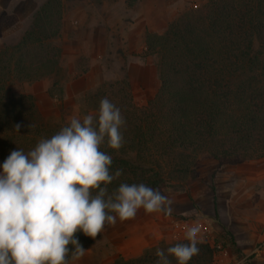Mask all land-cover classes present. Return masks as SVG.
<instances>
[{
  "label": "trees",
  "instance_id": "trees-1",
  "mask_svg": "<svg viewBox=\"0 0 264 264\" xmlns=\"http://www.w3.org/2000/svg\"><path fill=\"white\" fill-rule=\"evenodd\" d=\"M61 13V0H46L18 43L0 49L1 169L12 150L27 153L68 123L46 117L34 96L14 91L18 84L57 76L61 50L49 42L60 35ZM145 46L158 60L160 79L146 106L135 104L126 79L103 83L84 98L85 115L96 114L106 97L126 120L123 146L102 145L112 156L111 171L123 170L109 193L121 183H144L161 192L194 180L203 154L264 158V0H209L181 14L162 34H147ZM57 84L48 90L51 98ZM75 236L85 249L94 241L82 232ZM187 242H161L139 258L120 257L113 264H156L157 248ZM197 246L199 254L189 264H209L212 247Z\"/></svg>",
  "mask_w": 264,
  "mask_h": 264
},
{
  "label": "rangeland",
  "instance_id": "rangeland-1",
  "mask_svg": "<svg viewBox=\"0 0 264 264\" xmlns=\"http://www.w3.org/2000/svg\"><path fill=\"white\" fill-rule=\"evenodd\" d=\"M208 1L61 0V32L49 42L61 50L57 76L18 84L14 91L34 92L43 115L67 122L85 115V96L103 83L128 80L135 104L146 106L160 87L158 60L145 52L147 34H162L181 14ZM45 2L0 0V49L18 43ZM54 80L58 84L51 98L48 90ZM175 187L161 190L173 208L162 242L186 241L185 230L199 225V243L209 244L214 252L209 264H264V158L215 159L203 154L196 178ZM111 227L106 225L84 256L69 264H113L118 258L101 259L102 247L110 246L104 237L113 233Z\"/></svg>",
  "mask_w": 264,
  "mask_h": 264
},
{
  "label": "clouds",
  "instance_id": "clouds-1",
  "mask_svg": "<svg viewBox=\"0 0 264 264\" xmlns=\"http://www.w3.org/2000/svg\"><path fill=\"white\" fill-rule=\"evenodd\" d=\"M126 120L108 98L96 114L73 116L50 138L25 153L12 150L0 172V264H69L85 254L75 234L96 239L106 225L135 218L138 210L171 216L172 201L144 183L108 185L122 174L111 171ZM19 125H16L17 130ZM201 229L185 230L187 243L156 249V264H189L199 254Z\"/></svg>",
  "mask_w": 264,
  "mask_h": 264
},
{
  "label": "crops",
  "instance_id": "crops-1",
  "mask_svg": "<svg viewBox=\"0 0 264 264\" xmlns=\"http://www.w3.org/2000/svg\"><path fill=\"white\" fill-rule=\"evenodd\" d=\"M34 92L27 91L26 94L33 95ZM170 217L163 213H146L143 209L138 210L135 218L125 221L117 219L115 225H112V232L106 235L105 245L101 250V259L111 257L135 258L141 256L146 250L154 248L160 244L165 237H168ZM120 227L122 229L120 230ZM251 229V228H250ZM246 232L250 233L249 229ZM102 234V233H101ZM110 247V248H109ZM100 249L96 250V257L99 261ZM106 260V258L103 260Z\"/></svg>",
  "mask_w": 264,
  "mask_h": 264
},
{
  "label": "built area",
  "instance_id": "built-area-1",
  "mask_svg": "<svg viewBox=\"0 0 264 264\" xmlns=\"http://www.w3.org/2000/svg\"><path fill=\"white\" fill-rule=\"evenodd\" d=\"M202 234L205 236V235H207V231L206 230H203L202 231Z\"/></svg>",
  "mask_w": 264,
  "mask_h": 264
}]
</instances>
